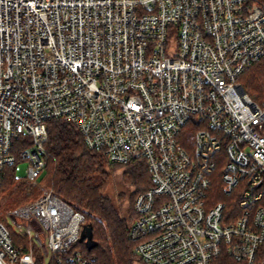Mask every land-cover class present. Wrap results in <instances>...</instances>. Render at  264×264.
I'll use <instances>...</instances> for the list:
<instances>
[{
  "label": "built area",
  "instance_id": "built-area-1",
  "mask_svg": "<svg viewBox=\"0 0 264 264\" xmlns=\"http://www.w3.org/2000/svg\"><path fill=\"white\" fill-rule=\"evenodd\" d=\"M263 59L258 0H0V181L21 145L37 185L48 124L69 123L108 163L146 162L143 264H264V101L238 81ZM7 220L0 264L94 262L53 191Z\"/></svg>",
  "mask_w": 264,
  "mask_h": 264
},
{
  "label": "trees",
  "instance_id": "trees-1",
  "mask_svg": "<svg viewBox=\"0 0 264 264\" xmlns=\"http://www.w3.org/2000/svg\"><path fill=\"white\" fill-rule=\"evenodd\" d=\"M258 1L264 4V0ZM238 81L255 102H263L264 59L245 72ZM48 135L45 146L48 162L40 181L84 215L83 227L92 228V238L87 237L83 242L80 241L77 248L93 259V264H143L133 252L134 245L129 240V231L136 218L135 201L152 185L146 162L137 161L125 166L108 163L102 155L86 147L79 131L69 123L51 121L48 124ZM21 149V145L15 146L18 161ZM118 167L126 168L125 181L135 188L126 215L121 214L119 206L115 205L106 192L111 172ZM18 180L16 167H6L4 178L0 181V196ZM40 194L41 190L38 188L27 190L26 186L21 185L12 197L21 205L38 199ZM36 256H39L38 253ZM36 261L37 264H44L39 258ZM219 264L243 263L222 256Z\"/></svg>",
  "mask_w": 264,
  "mask_h": 264
},
{
  "label": "rangeland",
  "instance_id": "rangeland-1",
  "mask_svg": "<svg viewBox=\"0 0 264 264\" xmlns=\"http://www.w3.org/2000/svg\"><path fill=\"white\" fill-rule=\"evenodd\" d=\"M261 3V2H260ZM262 4V3H261ZM264 5V4H262ZM260 103V102H257ZM17 178L19 179L12 187L2 196H0V223L6 221L5 223H9L7 220L8 213L20 206L32 203L36 199L29 201L25 204L18 205L16 199L12 197L14 192H17L19 186L23 185L27 187V190L30 188H38L41 190V194L39 197L46 191H53L51 188L44 186L40 179L38 180L37 185H32L31 183L25 182L27 180V170L29 168V164L27 161L20 160L17 164ZM126 171L125 167H118L115 171L111 172L110 183L107 188V194L110 198H112L115 205L119 206L122 215H126L129 211V204L132 195L135 193V188L133 186L128 185L125 181L124 173ZM54 192V191H53ZM12 201V202H11ZM13 205L10 206L9 204ZM36 259L39 258L40 261H43L44 264H49L50 260L48 258H43L41 254H38ZM38 257V258H37Z\"/></svg>",
  "mask_w": 264,
  "mask_h": 264
},
{
  "label": "water",
  "instance_id": "water-1",
  "mask_svg": "<svg viewBox=\"0 0 264 264\" xmlns=\"http://www.w3.org/2000/svg\"><path fill=\"white\" fill-rule=\"evenodd\" d=\"M87 237H89V239L92 238V228L89 226H84L82 231L81 241L83 242Z\"/></svg>",
  "mask_w": 264,
  "mask_h": 264
}]
</instances>
